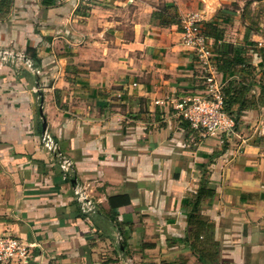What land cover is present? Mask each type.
<instances>
[{"label":"crops","instance_id":"crops-1","mask_svg":"<svg viewBox=\"0 0 264 264\" xmlns=\"http://www.w3.org/2000/svg\"><path fill=\"white\" fill-rule=\"evenodd\" d=\"M192 14L231 133L175 108L209 73ZM3 50L0 235L32 247L21 264H264V0H0Z\"/></svg>","mask_w":264,"mask_h":264},{"label":"built area","instance_id":"built-area-1","mask_svg":"<svg viewBox=\"0 0 264 264\" xmlns=\"http://www.w3.org/2000/svg\"><path fill=\"white\" fill-rule=\"evenodd\" d=\"M183 44L190 49L198 63L209 72L203 77L205 93L199 96L182 98L176 103L179 116L185 120L192 130L201 136H212L217 133H231L233 120L223 108L221 88L216 84L211 66L212 54L208 47L197 15L192 14L181 20ZM13 57H18L10 51L0 52V60L4 63ZM44 140L48 142L52 153L58 158L63 180L72 183L74 199L82 213L88 214L95 210V204L89 194L88 186L78 181L73 174V163L65 157L57 144L49 139L44 132ZM31 246L24 244L20 239L9 235H0V264H21L27 261L31 254ZM129 264V263H128Z\"/></svg>","mask_w":264,"mask_h":264},{"label":"trees","instance_id":"trees-1","mask_svg":"<svg viewBox=\"0 0 264 264\" xmlns=\"http://www.w3.org/2000/svg\"><path fill=\"white\" fill-rule=\"evenodd\" d=\"M202 28V27H201ZM203 32V31H202ZM263 52H264V50H262ZM222 102H223V108H224V111L226 112V114L228 115V116H230L231 117V115H230V112H229V108H227V102L228 101H226V99H225V95L226 94H224V92H223V89H222Z\"/></svg>","mask_w":264,"mask_h":264},{"label":"water","instance_id":"water-1","mask_svg":"<svg viewBox=\"0 0 264 264\" xmlns=\"http://www.w3.org/2000/svg\"><path fill=\"white\" fill-rule=\"evenodd\" d=\"M39 112H40V114L42 113V109L41 108L39 109Z\"/></svg>","mask_w":264,"mask_h":264}]
</instances>
